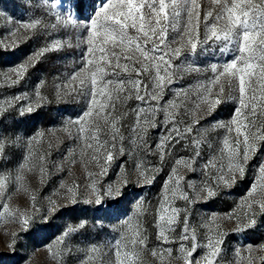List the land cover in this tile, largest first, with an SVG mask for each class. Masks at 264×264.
Wrapping results in <instances>:
<instances>
[{
    "label": "snow or ice",
    "instance_id": "obj_1",
    "mask_svg": "<svg viewBox=\"0 0 264 264\" xmlns=\"http://www.w3.org/2000/svg\"><path fill=\"white\" fill-rule=\"evenodd\" d=\"M40 6L54 23L35 17L15 22L17 31L60 29L74 33L76 44L51 39L26 62L11 69L15 79L8 75L5 80L8 86L18 85L29 67L45 54L74 46L80 49L79 62L65 77L63 91L86 100L81 113L69 118L66 125L75 128L81 159L91 150V160L100 169L99 173H87L93 178L95 199L85 202L102 205L106 197L124 195L120 184L127 185L126 175L116 187L109 184L103 191L94 177L107 175L111 164L126 154L123 130L127 128L128 140L136 150L161 162L166 156L173 157L153 213L158 247L151 249L152 256L159 264H171L173 247L163 246L178 245L175 258L183 264H220L226 233L218 221L235 219V231L240 232L255 224L257 211L264 213V161L258 165V177L249 192L235 208L222 216L213 213L199 225L191 223L187 207L176 206L178 200L190 205L199 199V193L190 197L184 190L185 184L195 189L196 182L186 180L180 169L199 172L200 191L212 198L217 188H231L237 177L243 178L249 161L264 148V0H41ZM186 76L193 77L195 83L173 87ZM39 89L35 101L26 93L5 98L7 107H0V115L20 101L26 102L19 108L20 115L33 112L45 99ZM167 93L170 96L165 99ZM227 101L236 105L230 119L206 127L202 121ZM130 102H135V107L129 108ZM130 116L131 122L126 124ZM67 126L65 131L72 137ZM157 128L164 132L153 148L148 133ZM221 131V135H212ZM42 137L38 132L27 142V155L16 174L0 173V217L6 214L18 219L25 228L32 213L12 209L3 201L9 184H22V172L36 156L33 143ZM18 141L19 137L11 141L0 138V157L6 146ZM177 146L183 154L173 156ZM48 155H39L41 174ZM69 155H75L74 151L69 150ZM57 167L62 170V165ZM135 168L141 178L139 186L152 184L154 173L161 170L143 160L135 163ZM77 188L75 183L67 186L72 203H76ZM32 201L35 204V195ZM49 204L51 211L55 201ZM147 211L143 200H137L132 215L121 222L118 238L109 249L112 264H145L148 235L140 217ZM74 230L68 228L47 246L58 264H64L62 246ZM15 242L14 238L12 247ZM201 248L205 251L198 255ZM251 248L248 245L246 251L250 253ZM235 252L240 264L242 250ZM260 259L264 264V256ZM80 264H103L100 250L95 246L87 250ZM247 264H253L251 255Z\"/></svg>",
    "mask_w": 264,
    "mask_h": 264
},
{
    "label": "rangeland",
    "instance_id": "obj_2",
    "mask_svg": "<svg viewBox=\"0 0 264 264\" xmlns=\"http://www.w3.org/2000/svg\"><path fill=\"white\" fill-rule=\"evenodd\" d=\"M40 5L41 0H0V107H7L4 104L5 98L11 99L18 94L26 93L35 101V91L38 86H40L41 96L45 98L40 106H34V111L31 113L19 114L20 106L26 103L20 101L0 115V138L11 141L19 137L17 144L5 147L3 156L0 157V173L16 174V170L27 155V142L38 132L43 133V137L38 138L39 142L33 143L36 156L22 172L24 177L22 184L11 183L6 189L7 198L3 202L8 203L12 209L27 210L32 213V219L25 228L18 219H13L6 214L0 217V264H58L57 260L52 258L47 246L53 244L56 238L70 227L75 230L69 233L62 246L65 249L64 264H80L84 253L93 246L100 250L103 264H112L109 249L118 238L121 222L132 215L137 200H143L148 209L140 217V222L148 235V247L143 259L145 264H159V261L151 254V249L158 247L153 213L162 185L172 166L173 157L166 156L161 162L156 156L146 155L136 150L135 146L130 144L127 128H125L123 131L126 154L118 157L111 164L107 175L94 177L98 187L103 191L109 184L116 187L121 178L126 175L127 185L120 184L124 195L115 199L106 197L102 205H96L94 202L87 203L85 201L95 199L91 189L93 178L88 177L87 173L90 171L99 173L100 169L91 160V150L86 151L83 160L81 159L80 142L74 140L75 128L66 125L69 118L75 119L81 113L86 100L79 95L65 94L63 91V86L67 83L65 77L79 62L80 49L74 46L45 54L34 62V66L29 67L18 85L8 86L5 80V76L8 75L15 79L11 69L26 62L33 53L51 39L76 44L74 33H65L60 29L55 32L51 29L32 32L20 28L17 31L18 25L15 22H24L35 17L43 18L47 24L54 23L44 15V9ZM8 17L11 20L7 19ZM41 81L44 82L42 85ZM194 83L193 77L186 76L183 80H178L173 87H187ZM58 91L61 92L60 95L57 94ZM169 96L170 93H167L165 99ZM131 107H135V102H130L129 108ZM235 107V103L231 101L222 103L212 116L207 117L202 123L207 127L217 120L227 121ZM131 119L130 116L125 123H130ZM66 126L73 133L72 137L69 136L68 131H65ZM163 132L161 128L149 131L148 143L153 148ZM221 134L222 131L212 135ZM69 150H73L75 155L70 156ZM44 152L49 155L45 171L41 174L38 158ZM176 152L183 154L179 146L174 150L173 156ZM72 160H75V163H71ZM141 160L161 169L154 173L156 178L150 185L139 186L141 178L135 163ZM261 161H264V148H261L249 161L243 178L237 177L231 188H217V195L212 198H207L206 192L200 191L201 174L199 172L190 173L181 168L180 174L184 175L186 180L196 182L195 189H190L185 184L184 190L190 197H195L199 193V199L190 205L178 200L176 206L188 208L191 223L194 225L201 224L213 213L222 216L230 212L247 195L251 185L257 179L258 165ZM33 163L35 167L32 166ZM57 165H62V170ZM62 183L65 184L64 188L60 187ZM73 183L78 186L76 203H72L70 194L67 192V186ZM33 195L36 197L35 204L32 201ZM50 200L55 201V207L51 211L49 210ZM2 211L0 207V212ZM82 222L84 226L80 227ZM218 222L226 233L220 264H237L238 257L235 252L237 248L242 250L241 254L244 257L240 260V264H247L249 255L253 258V264H261L260 257L264 256V213L257 211L255 224L240 232L235 231L237 227L235 219ZM14 238L16 242L12 247ZM248 245L252 246L250 253L246 251ZM168 246L173 247L171 264H183L182 260L175 258L179 255L178 245L163 247ZM204 251L203 248L198 249V255H202Z\"/></svg>",
    "mask_w": 264,
    "mask_h": 264
}]
</instances>
